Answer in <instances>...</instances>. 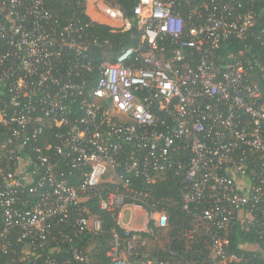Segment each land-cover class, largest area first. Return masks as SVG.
Returning a JSON list of instances; mask_svg holds the SVG:
<instances>
[{
  "label": "built area",
  "instance_id": "1",
  "mask_svg": "<svg viewBox=\"0 0 264 264\" xmlns=\"http://www.w3.org/2000/svg\"><path fill=\"white\" fill-rule=\"evenodd\" d=\"M55 1L0 0V254L16 237L26 253L67 245V259L43 264L86 263L74 243L100 231L83 205L96 199L124 231L113 232L109 264H134L141 234L167 230L169 219L158 201L144 210L148 193L129 178L149 185L172 172L178 238L207 240L210 264H246L228 236L255 232L263 246L250 247L253 264H264V95L245 51H220L246 40L260 0H135L129 14L119 0H67L136 40L98 66L86 61L87 23L58 15ZM133 207L145 214L141 229L121 224ZM177 258L139 264H195Z\"/></svg>",
  "mask_w": 264,
  "mask_h": 264
},
{
  "label": "trees",
  "instance_id": "2",
  "mask_svg": "<svg viewBox=\"0 0 264 264\" xmlns=\"http://www.w3.org/2000/svg\"><path fill=\"white\" fill-rule=\"evenodd\" d=\"M121 7L129 14L132 4L135 0H119ZM58 15L64 14L74 15L77 17L81 25L86 24L85 31L82 33L86 43V61L94 66L102 63H113L116 54L126 47H131L136 44V40L130 38L128 33L111 32L110 29L104 25L91 23L88 17L82 14V10H76V5L67 0H57L54 3ZM257 13L260 14L258 23L248 33L244 41H228L220 50L222 53L229 51L244 50L247 59L252 60L254 67L251 78L259 86L264 95V72L261 71L258 65H264V0H260L256 6ZM92 39L96 40V44L90 42ZM52 140V139H51ZM125 179V177H124ZM180 176H175L172 172L162 174L157 180L149 185H145L141 179L130 177L129 182L132 188L136 190H143L148 193V200L144 205V210L152 211L150 204L158 201L160 206H164L169 219V226L166 230L168 236V245L166 249L153 251L148 258H164L173 261L178 260V256L185 257L195 264H210L207 261L206 241L201 237L189 241L184 238H178L179 225L184 219V215L180 208L179 192L181 189ZM78 181L73 177H67L69 185H76ZM122 183V180L119 181ZM112 186H108V188ZM30 195L24 194L23 197L28 199V204L23 206L30 208L34 205L35 199L28 197ZM23 198V199H25ZM89 214L98 218L101 222V229L99 232H85L81 235L74 245L87 255V262L84 264H109L106 256L110 249L113 232H117L121 239H124V231L117 226L113 217L104 211L98 209V202L96 199L89 200L85 204ZM229 233L230 251L237 255L249 258L246 264H253L256 260L250 247L256 245L259 250L263 246V242L255 232H244L238 227L231 228ZM143 238L148 237L146 234H141ZM12 248L5 254H0V264H43L47 257H55L58 260L68 258L67 245L65 243L55 244L49 242V247L39 248L30 252H24L26 249V241L17 242L16 237L11 239ZM134 259V264H139L143 258L142 251ZM63 256V257H62ZM254 257V258H253ZM147 258V259H148ZM239 264V263H231Z\"/></svg>",
  "mask_w": 264,
  "mask_h": 264
},
{
  "label": "rangeland",
  "instance_id": "3",
  "mask_svg": "<svg viewBox=\"0 0 264 264\" xmlns=\"http://www.w3.org/2000/svg\"><path fill=\"white\" fill-rule=\"evenodd\" d=\"M124 213V219L122 220V224L128 223V217L131 215V212L127 209L123 211ZM138 211L136 210V215L138 216ZM139 217V216H138ZM144 222V217L140 216V218L137 220L136 225L141 226ZM131 229V227H128ZM138 228V227H137ZM138 229H141L139 227ZM168 244V236L166 233V230L163 231H156L155 235H149L148 237L140 240L138 243H135L133 245V253L131 255V260L134 262V259L137 257L138 254H140V250L142 251V257H150L151 253L153 251L164 250L166 249V246Z\"/></svg>",
  "mask_w": 264,
  "mask_h": 264
},
{
  "label": "crops",
  "instance_id": "4",
  "mask_svg": "<svg viewBox=\"0 0 264 264\" xmlns=\"http://www.w3.org/2000/svg\"><path fill=\"white\" fill-rule=\"evenodd\" d=\"M127 210H129L131 212V215L128 217V223L126 225L122 224V222H121L122 226L125 227V228L131 227V229H138L139 227L142 228L143 223H142L141 226H137L136 222L140 218V216L145 217L144 212L141 209H138L136 207H133V208H130V209L127 208ZM136 210L139 212L138 213L139 217L136 215ZM122 216H123V218H122V220H123L124 219V213H122Z\"/></svg>",
  "mask_w": 264,
  "mask_h": 264
}]
</instances>
